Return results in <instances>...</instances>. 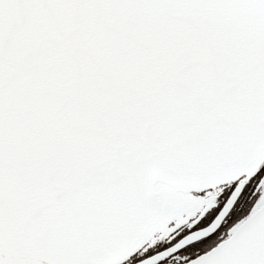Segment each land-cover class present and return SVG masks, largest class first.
I'll return each mask as SVG.
<instances>
[{
    "label": "snow or ice",
    "instance_id": "1",
    "mask_svg": "<svg viewBox=\"0 0 264 264\" xmlns=\"http://www.w3.org/2000/svg\"><path fill=\"white\" fill-rule=\"evenodd\" d=\"M0 264H264V0H0Z\"/></svg>",
    "mask_w": 264,
    "mask_h": 264
}]
</instances>
